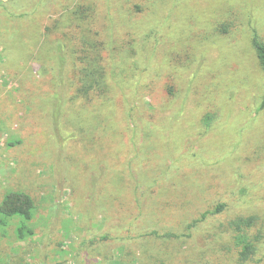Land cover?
<instances>
[{"label":"rangeland","instance_id":"374dc122","mask_svg":"<svg viewBox=\"0 0 264 264\" xmlns=\"http://www.w3.org/2000/svg\"><path fill=\"white\" fill-rule=\"evenodd\" d=\"M83 30L104 43L106 99L78 96L66 45ZM255 36L264 0H0V203L35 201L0 226V264H264Z\"/></svg>","mask_w":264,"mask_h":264},{"label":"trees","instance_id":"16d2710c","mask_svg":"<svg viewBox=\"0 0 264 264\" xmlns=\"http://www.w3.org/2000/svg\"><path fill=\"white\" fill-rule=\"evenodd\" d=\"M86 8L89 9L90 7H83L82 9L75 12L77 15H79L83 11H86ZM47 29L50 30L49 27ZM92 33L93 31L85 32L83 30L81 37H77L79 39L77 42H70L66 45V47H69V50L74 57L72 60L73 64L76 66L78 75V96L86 98L88 101L108 98L112 88L108 69L105 65L102 55L104 43L95 38ZM46 34L49 35V32ZM63 35H66V33H63ZM253 44L258 53L261 65L264 68V42L258 36H255ZM64 50V43H60L58 49V61L62 64V66L67 65V62L69 61V59H65L63 56ZM57 98H59V95H57ZM224 206L225 203H220L217 206L215 212L221 211ZM34 211L35 201L30 194L23 191H12L8 193L0 203V226L6 225L7 219L15 216H22L26 221H31L34 217ZM206 214L207 213H205L204 216H206ZM257 221L258 217L249 216L248 218L241 217L234 222L241 232L240 239L244 243V248L241 251V256L243 259L250 257V255L256 250L253 241L249 240L250 236L248 230L252 228L257 223ZM18 230L22 237L26 236L28 232L31 234L33 233L25 222L19 227ZM155 233L156 232H154V234Z\"/></svg>","mask_w":264,"mask_h":264}]
</instances>
